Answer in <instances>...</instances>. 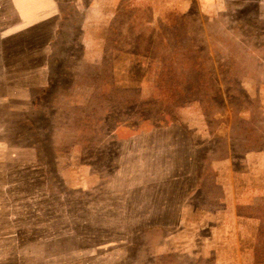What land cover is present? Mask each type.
I'll return each instance as SVG.
<instances>
[{
	"label": "rangeland",
	"instance_id": "obj_1",
	"mask_svg": "<svg viewBox=\"0 0 264 264\" xmlns=\"http://www.w3.org/2000/svg\"><path fill=\"white\" fill-rule=\"evenodd\" d=\"M83 2L6 43L0 264H264V0Z\"/></svg>",
	"mask_w": 264,
	"mask_h": 264
},
{
	"label": "crops",
	"instance_id": "obj_2",
	"mask_svg": "<svg viewBox=\"0 0 264 264\" xmlns=\"http://www.w3.org/2000/svg\"><path fill=\"white\" fill-rule=\"evenodd\" d=\"M8 2L11 7L10 13H13L16 19L12 27L0 30V104L1 100H5L1 93L6 94V89H1V86L6 84V76L4 75L6 60H4V57H6L7 52V40L19 35V33L28 32L40 23L52 20L51 36L53 37L51 43H54L56 37L68 35L67 30H69V27L65 26V22L71 21L72 24L79 22L80 24L85 12L83 0H72L69 2L59 0H1L0 22L7 18V10L5 8ZM68 10H72L71 17H67L70 12ZM51 43L47 46L48 50L46 51H50V49L52 52L58 51L55 49V45L53 46ZM46 68H49V64H46ZM185 160H191V157H185Z\"/></svg>",
	"mask_w": 264,
	"mask_h": 264
},
{
	"label": "trees",
	"instance_id": "obj_3",
	"mask_svg": "<svg viewBox=\"0 0 264 264\" xmlns=\"http://www.w3.org/2000/svg\"><path fill=\"white\" fill-rule=\"evenodd\" d=\"M191 90V89H190Z\"/></svg>",
	"mask_w": 264,
	"mask_h": 264
}]
</instances>
